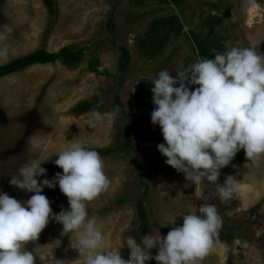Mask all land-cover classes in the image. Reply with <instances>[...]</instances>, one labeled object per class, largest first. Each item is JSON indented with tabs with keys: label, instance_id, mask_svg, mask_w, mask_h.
Listing matches in <instances>:
<instances>
[{
	"label": "rangeland",
	"instance_id": "rangeland-1",
	"mask_svg": "<svg viewBox=\"0 0 264 264\" xmlns=\"http://www.w3.org/2000/svg\"><path fill=\"white\" fill-rule=\"evenodd\" d=\"M187 3L194 7L189 22L193 34L202 27L201 21L206 19H201L208 13L221 15V21L212 18L208 23L210 31L218 29L220 35L217 38L218 32L213 35L209 32L202 39L209 43V47L202 49L207 51V57L202 58H212L231 46L254 45L258 52L264 53V0ZM130 4L128 0H55V14L51 16L43 0H0V33L6 35L0 47L8 50L7 59H0V66L36 48L55 51L65 45L89 46L85 58L75 68L57 61L0 77V191L18 201L30 198L32 193L8 183L10 176L17 174L30 158L46 159L52 154L41 164L47 170L46 176L37 180L52 179L55 173L62 172L54 164L57 156L53 153L62 151L72 139L86 147L118 144L122 146L119 151L100 156L110 180L108 189L87 204L88 216L95 219L108 246L116 250L123 236H138L135 206L144 190L142 175L147 185L143 201L150 220L146 234L158 229L164 236L167 232L155 223L171 225L169 217L176 216L175 226H180L182 215L195 211L203 202L211 203L216 206L222 224L200 264H264V159L256 167L245 166L247 160L241 149L220 170L217 183L222 184L227 176H232L236 186L228 201L219 199L215 185L206 180L185 186L189 182L184 174L165 164L166 157L156 148L163 143L159 126L154 125L153 129L150 116L140 115L142 104L137 85L143 80L152 81L163 69L175 76L177 69L194 62L188 63L193 47L189 38L178 39L171 43L162 59L144 61L132 43L133 34L141 31L152 15L171 7L155 4L149 10L159 7L163 10L141 16L143 12H136L139 10ZM249 10L253 15L250 24ZM110 17L113 33L107 24ZM193 40L196 42L197 38ZM122 48L130 54L125 74L119 69ZM90 63L98 66L96 73L88 70ZM195 87L190 85L189 89ZM116 92L124 110L115 104ZM94 98L100 99V110L85 113L72 110L79 101ZM94 110L102 114L113 110L118 113L115 120L105 116L96 127H90L88 120ZM125 128L132 141L129 147L124 144ZM42 194L49 199L53 213L62 208L67 210V198L58 186L45 187ZM120 197H125V201L116 203ZM78 235L62 233V225L50 218L28 248L37 257L36 264H55V260L81 264L77 251L70 247V241ZM119 251L124 259L128 258L127 247ZM150 251L153 256L156 254L155 249Z\"/></svg>",
	"mask_w": 264,
	"mask_h": 264
},
{
	"label": "clouds",
	"instance_id": "clouds-1",
	"mask_svg": "<svg viewBox=\"0 0 264 264\" xmlns=\"http://www.w3.org/2000/svg\"><path fill=\"white\" fill-rule=\"evenodd\" d=\"M6 35L0 33V41ZM8 50L0 47V59ZM190 85H198L193 90ZM150 122L158 125L163 143L156 145L166 157L165 164L183 173L189 183L204 180L214 184L222 201L230 200L236 186L232 176L217 183L220 170L244 151L245 166L256 167L264 159V53L254 45L231 46L212 58H197L186 67L158 72L150 88ZM118 110L102 114L93 111L88 120L96 127L105 116L115 120ZM54 164L62 172L52 179L41 166L46 159L30 158L10 176L8 183L30 198L18 201L0 191V264H36L37 257L28 244L38 239L49 219L62 225V233L79 235L70 241L81 264H200L213 246L222 219L214 204L203 202L195 211L182 215V225L175 226L176 216L169 217L170 230L161 236L158 229L140 237L123 236L116 250L107 245L95 219L88 216L87 204L106 191L110 180L103 160L96 150L79 140L68 141L57 153ZM58 186L67 198V210L53 213L42 189ZM127 247L124 259L120 249ZM152 249L156 254H151ZM55 264L67 261L55 260Z\"/></svg>",
	"mask_w": 264,
	"mask_h": 264
},
{
	"label": "crops",
	"instance_id": "crops-1",
	"mask_svg": "<svg viewBox=\"0 0 264 264\" xmlns=\"http://www.w3.org/2000/svg\"><path fill=\"white\" fill-rule=\"evenodd\" d=\"M188 1L189 0H128V2H131V7L136 6L133 8L139 10L136 12L147 11L151 8V6L154 7L155 4L156 6L159 5L171 7L164 12L152 15L147 20L146 24L141 28V31L133 34L132 43H134L136 51L140 53V55H142L144 61L151 62L162 59L164 53L168 51L171 43L175 42L178 39L185 41L186 38H189L188 40L190 41L191 47H193L191 48L192 56L191 59L189 58L188 63L192 62V60H194L195 62L197 58H202L203 56L207 57V51L204 52L202 51V49L204 46L209 47V43L208 40L202 42V39L207 38L209 32H211V35L218 32V29L210 31L208 23L212 18L215 19L216 22L218 20L221 21V15L218 12L208 13L204 18L201 19H206L204 22L199 20L202 23V27L198 30H195L193 34L190 30L191 28H189V22L191 20L190 17L194 7L191 3H187ZM221 1L224 0H219V4L221 3ZM214 13H216V15H214ZM203 23H205V29L203 28ZM215 27L218 28L216 24ZM219 32L217 33V38H219ZM193 37L197 38L196 42L195 40H193ZM213 43H215V41ZM221 49L222 48H220V50ZM224 51L225 50L222 49V52ZM212 54L214 53L212 52ZM7 75L9 74H6L4 76ZM151 86L152 81L149 82L146 80L140 81L137 85V90L139 92V95H141L140 103L142 105H140L139 109L141 117L147 118V116H150L151 111L155 107L151 100ZM196 87H198V85H196ZM155 127L156 126H154L153 129H156ZM146 128L149 130V127L146 126Z\"/></svg>",
	"mask_w": 264,
	"mask_h": 264
},
{
	"label": "trees",
	"instance_id": "trees-1",
	"mask_svg": "<svg viewBox=\"0 0 264 264\" xmlns=\"http://www.w3.org/2000/svg\"><path fill=\"white\" fill-rule=\"evenodd\" d=\"M43 3L47 9L48 14L53 16L55 14V0H43ZM162 10L163 9L161 7L151 9V10L141 13V16L157 13ZM107 24L109 26V30L113 33V27L111 26L112 17L108 19ZM88 49H89L88 45H83L79 47H74L72 45H65V46L58 48L55 51H48L45 48H36L33 51L21 57H18L16 59H13L1 65L0 66V77L6 74H10V73L22 70L31 65L55 63L57 61L61 62L65 66L75 68L83 61V59L85 58V54H86L85 51ZM95 60H96L95 62H98L97 58ZM129 62H130L129 51L126 48H122V53L119 58V69L122 72V74L126 73ZM88 70L90 72L96 73L98 70V66L93 63H90V65L88 66ZM114 101H115V104H117L120 108L124 110V105L120 99L118 92L114 94ZM99 104H100L99 98H94L93 100H81L72 108V110L76 113H85L93 109L100 110L101 108ZM124 137H125V143H124L125 146L127 147L132 146V141L130 139V132L126 128L124 129ZM88 148L96 150L100 156L105 157V156H108L110 154H113L119 151L122 148V146L117 144L112 147L98 146V147H88ZM141 182L144 185V190L135 206L136 217L138 220L137 240H139L141 236L147 233V230L150 224L148 213H147L144 201H143V198L147 192V185L145 181H143L142 175H141ZM125 199H126L125 197H120L116 200V203H122L125 201ZM155 225L157 227L164 229L166 232H168L171 227V225H168V224L159 225L155 223ZM147 264H153V263L151 260H149Z\"/></svg>",
	"mask_w": 264,
	"mask_h": 264
},
{
	"label": "bare ground",
	"instance_id": "bare-ground-1",
	"mask_svg": "<svg viewBox=\"0 0 264 264\" xmlns=\"http://www.w3.org/2000/svg\"><path fill=\"white\" fill-rule=\"evenodd\" d=\"M262 2V1H261ZM252 6H254V5H252ZM256 6V5H255ZM252 17H253V15H252V12H251V10H249V13H248V24H250L251 23V19H252ZM246 24V23H245Z\"/></svg>",
	"mask_w": 264,
	"mask_h": 264
}]
</instances>
